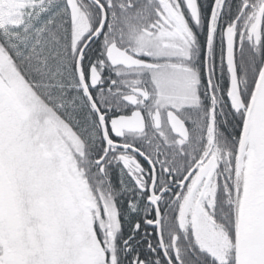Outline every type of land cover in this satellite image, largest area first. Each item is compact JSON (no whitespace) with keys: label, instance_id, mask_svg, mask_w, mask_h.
<instances>
[{"label":"snow or ice","instance_id":"snow-or-ice-1","mask_svg":"<svg viewBox=\"0 0 264 264\" xmlns=\"http://www.w3.org/2000/svg\"><path fill=\"white\" fill-rule=\"evenodd\" d=\"M0 264H264V0H0Z\"/></svg>","mask_w":264,"mask_h":264}]
</instances>
